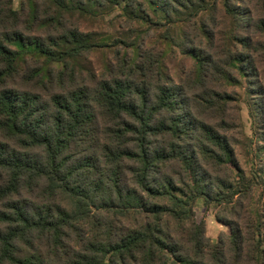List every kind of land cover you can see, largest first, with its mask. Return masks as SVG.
I'll return each instance as SVG.
<instances>
[{
  "label": "trees",
  "instance_id": "trees-1",
  "mask_svg": "<svg viewBox=\"0 0 264 264\" xmlns=\"http://www.w3.org/2000/svg\"><path fill=\"white\" fill-rule=\"evenodd\" d=\"M37 1L29 0L33 22ZM49 2L59 11L81 16H96L97 9L104 7L98 0ZM105 2L110 8L120 7L122 16L129 20L181 28L182 33L169 39L168 45L193 60L196 85L203 84L206 69L217 56L223 57L225 64L241 63L239 70L244 66L252 69V54L258 51L257 36H264V0ZM60 17L57 12L56 20ZM226 19L233 26L229 34L219 31ZM54 24L48 21L43 26ZM186 27L198 37V45H205V41L216 49L206 53L193 47L194 39L184 30ZM83 34L65 31L49 35L44 43L17 31L4 37L3 42L9 45L0 41V61L5 66L0 68V78L20 72L30 57L40 64L31 75L33 80L39 84L55 81L49 102L51 125L43 121L37 95L0 93L3 133L45 152L49 165L46 168L44 163L39 166L28 158L6 155L0 143V175L11 174L0 189V199L11 200L19 195L27 173L37 184L45 183L32 209L17 201L0 211V224L8 229L6 233L0 231V264H230L227 253L231 250L232 263L238 264L243 248L238 229L227 240L232 246L227 252L225 247L208 244L202 225L192 219L193 202L207 198L205 169L198 155L187 147L178 150L175 143L182 142L190 131L182 113L183 101L178 99L179 88L174 84L152 85L146 72L157 71L152 64L144 68L138 63L140 54L135 47L119 75L99 81L94 90L96 102L108 118L105 136L98 137L99 119L90 88L67 85V80H73V65L83 52L93 50L94 38ZM100 40L102 43L97 44L106 46V41ZM219 42L224 44L218 53ZM199 126L197 130L204 138L230 156L227 142L214 129L204 123ZM78 141L89 143L82 149L89 157L79 159L81 165H72L70 149ZM158 141L161 147H153ZM171 163L182 168V173H176L179 185L164 173ZM88 169L97 170L94 190L106 197L91 195L90 186L75 179L77 173ZM187 223L193 230L186 229ZM18 239L36 240L45 249L32 244L31 252L19 255L13 251ZM257 250L259 254L250 255V260L254 257L255 264H260L264 250Z\"/></svg>",
  "mask_w": 264,
  "mask_h": 264
},
{
  "label": "rangeland",
  "instance_id": "rangeland-1",
  "mask_svg": "<svg viewBox=\"0 0 264 264\" xmlns=\"http://www.w3.org/2000/svg\"><path fill=\"white\" fill-rule=\"evenodd\" d=\"M62 2L67 4L66 1ZM98 2H103L104 7L97 9L96 16H81L78 13L59 11L49 0H39L36 2L33 22L29 12V0H0V41L3 42L6 35L17 31L26 37H37L44 43L49 35H62L65 31H78L93 37V50L85 54L83 52L84 55L82 54L83 56L81 55L78 62L73 65L72 71H75L73 80H67L70 81L67 85L79 87L84 84L90 88V97L99 119L96 134L100 138L105 136L107 128L104 124L108 118L103 107L96 102L94 90L98 87L99 81L118 76L126 66V58L131 56V51L133 53L135 47H138L140 54L138 63L144 68L152 64L157 71L153 74L146 72L152 85L174 84L181 92L178 99L183 101L182 113L186 116L190 131L182 142L175 143L179 147L178 150L187 147L198 155L205 169L207 198L203 196L193 202L192 219L196 224L202 225L208 244L225 247L227 252H230L231 246L227 240L231 233L238 229L241 240L239 243L243 247L238 264H255L254 257L250 260V255L259 254L257 250L259 247L264 250V36H257L259 42L255 49L258 51L252 54V69L244 66V70L242 68L239 70L241 63L225 64L226 60L217 56L206 69L203 84L196 85L193 60L182 50L168 45L169 39L175 37V34L182 33L179 31L181 28L169 24L152 26L132 21L122 16L120 7L110 8L105 0ZM57 12L61 15L59 21L56 20ZM48 21L55 22V27H44L43 23ZM232 27L231 20L226 19L219 31L229 34ZM55 30L57 34H53ZM184 30L194 39L193 47L206 53L216 49L210 48L205 41L203 42L205 45H198V37L194 36L191 27ZM101 38L106 41V46L100 47L101 44H97L102 43ZM224 42L228 44L226 40ZM223 44L217 43V48L220 47L217 49L218 53ZM39 66L40 64L27 57L20 72L0 78V93L9 91L13 95L30 93L37 95L39 97L37 106L44 115L43 121L46 125L49 123L51 125L53 111L49 102L55 89V81L39 84L37 79L33 80L31 75ZM3 67L5 66L0 61V68ZM164 74L166 77H163ZM211 99L212 102L209 104L208 101ZM203 123L209 125L227 142L230 156L227 157L197 130L200 129L199 124ZM159 142L153 147H161ZM0 143L6 155L25 157L39 166L44 163V167L49 168L45 152L24 146L21 142L7 137L1 127ZM88 145L86 141H78V144L71 146L69 152L72 155L70 159L72 165H81L78 160L89 157L82 152ZM166 167L165 170L164 167L161 170L179 185L176 173H182V168L174 163ZM10 175L9 172L0 175V189L11 179ZM157 177L164 176L158 174ZM75 179L89 185L91 195L106 197L94 190L97 184V170L88 169L77 173ZM20 185L19 195L13 196L11 200L0 199V211L7 210L17 201L26 203L31 209L37 205L45 183L37 184L32 180L31 174L27 173ZM185 226L186 229L192 228L190 223ZM0 231L6 233L7 226L0 224ZM32 242L18 239L14 244L16 249L13 251L24 255L31 252L29 245L32 244L42 250L45 249L44 245H39L36 240ZM1 249L0 243V252ZM41 253L45 254L44 251ZM208 255L211 258L210 251ZM227 258L230 259V264H233L232 250L231 254L227 253ZM260 264H264V256Z\"/></svg>",
  "mask_w": 264,
  "mask_h": 264
}]
</instances>
